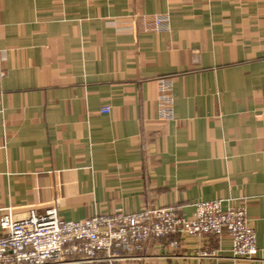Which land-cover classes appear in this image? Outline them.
Here are the masks:
<instances>
[{"label": "crops", "instance_id": "obj_1", "mask_svg": "<svg viewBox=\"0 0 264 264\" xmlns=\"http://www.w3.org/2000/svg\"><path fill=\"white\" fill-rule=\"evenodd\" d=\"M213 201L254 260L170 234L113 264H264V0H0V218Z\"/></svg>", "mask_w": 264, "mask_h": 264}, {"label": "built area", "instance_id": "obj_2", "mask_svg": "<svg viewBox=\"0 0 264 264\" xmlns=\"http://www.w3.org/2000/svg\"><path fill=\"white\" fill-rule=\"evenodd\" d=\"M166 17L154 18L148 29L157 30ZM107 114V108H101ZM261 122L262 114H255ZM191 220H183L174 208H160L140 214L117 210L110 215L89 219H60L55 210L37 217L13 221L11 215L0 218V264H113L120 252L158 240L170 234L194 240L218 238L230 240L233 258L252 261L257 257L254 231L244 208L222 209L220 202L195 204Z\"/></svg>", "mask_w": 264, "mask_h": 264}, {"label": "rangeland", "instance_id": "obj_3", "mask_svg": "<svg viewBox=\"0 0 264 264\" xmlns=\"http://www.w3.org/2000/svg\"><path fill=\"white\" fill-rule=\"evenodd\" d=\"M165 17H167V16H165Z\"/></svg>", "mask_w": 264, "mask_h": 264}]
</instances>
